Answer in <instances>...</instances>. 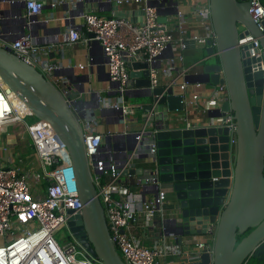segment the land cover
Returning a JSON list of instances; mask_svg holds the SVG:
<instances>
[{"label": "built area", "instance_id": "obj_1", "mask_svg": "<svg viewBox=\"0 0 264 264\" xmlns=\"http://www.w3.org/2000/svg\"><path fill=\"white\" fill-rule=\"evenodd\" d=\"M18 1L25 2L23 15L29 18L40 16L48 3V0H0V6ZM192 1L196 5L198 20L208 34L206 38L209 48L215 49L212 54L218 56L208 0ZM79 2H83L84 6L94 4L98 10H87L83 6L81 13L73 16L81 18L82 22L70 25L65 40L75 44L84 33L90 35V40L100 44L110 80L117 83V98L110 100L99 94L97 103L103 109L111 110L104 118L110 123L122 125L123 131L109 129L104 133L100 130L101 117L71 94L67 80L57 78L59 66L43 56L31 32L20 31L13 40L1 41L0 44L9 47L18 57L38 68L60 90L80 124L89 169L104 207L111 239L126 264H162L168 256H172V259L166 264H178L189 257L192 251L193 258L200 257L204 251L212 253L215 230L212 225L207 233L212 236L210 244L206 236L191 241V252L165 243L154 246L144 244L138 228L157 226V215L164 216L166 211L167 191L155 168L148 176H138L136 182L128 180L130 175L122 176L124 169L137 168L136 161L140 155L148 154L155 160L157 154L155 132L148 133L145 125L135 117L141 111V106L133 104L130 96L139 94L145 88L130 86L131 68L128 64L146 61L149 64L150 87L154 88L161 84L163 75L173 77L172 72L179 70L175 65L177 58L171 53L173 46L178 43L184 49L189 43L201 40V35H188V21L176 0H51L49 4L52 7L64 4L76 8ZM102 3L113 4L117 9L143 13L134 15L137 19L135 21L116 16L114 11L106 15L100 12ZM3 12L4 9L0 7L2 19L5 16ZM250 13L264 31V5L261 0H252ZM163 14H168L166 22L160 21ZM18 18L19 15L13 14L7 19ZM239 45L241 48L247 46L250 57L260 59L253 64V69L264 70L263 48L259 39L245 30L239 38ZM167 55L170 56L167 58ZM165 58L167 61L163 63ZM178 59L183 61L184 55L179 54ZM79 67L84 68L85 65L79 64ZM185 73L186 70L165 84L179 86L185 91L188 82H179L181 77L185 78ZM3 85L0 77V130L10 125L23 127L22 133L33 148L41 170L38 176L44 180L45 188L41 192L32 183L29 174L20 166L12 164V155L1 157L0 264H102L75 239L68 227V220L81 212L83 203L65 143L48 121L36 118L21 100L20 103L10 99ZM219 91V99H227L225 84L219 85ZM197 98L198 95H193L192 100H185L186 106L196 102ZM224 122L232 133L236 131L232 111L227 112ZM138 124L143 127L135 131ZM126 136H134L133 141L129 143L123 138ZM107 137L110 140L105 145L104 139ZM119 137H122L121 143H116L115 139ZM235 141L232 136V142ZM4 150L7 152L6 148ZM140 216H143L142 225ZM64 228L66 231L62 233Z\"/></svg>", "mask_w": 264, "mask_h": 264}, {"label": "water", "instance_id": "obj_2", "mask_svg": "<svg viewBox=\"0 0 264 264\" xmlns=\"http://www.w3.org/2000/svg\"><path fill=\"white\" fill-rule=\"evenodd\" d=\"M251 4L252 0H208L218 61L203 65L200 72L185 76L184 81L225 84L228 96L224 101L216 97L205 114L182 117L180 114L187 109L186 90L165 83L151 88L149 64L143 60L128 64L130 86L145 88L131 97L147 98L146 102L133 103L141 106L135 117L148 133L155 132L154 168L170 194L162 235L167 240L174 236L176 243L183 244L185 238L205 235L211 225L215 228L212 253L204 251L193 258V251L188 248L191 254L178 264H246L250 259L264 263V70L253 69L260 59L250 57L247 46L239 45L243 31L251 32L260 41L264 59V31L250 13ZM17 5L20 10L14 14L20 16L16 22L22 21V32L28 29L37 36L32 29L48 26L49 21L38 22V17L23 15L24 1H18ZM83 6V2L77 3L70 11L71 17L79 15ZM100 11H114L116 16L132 21L137 20L134 15L143 13L117 9L109 3H102ZM3 14L2 32L10 16L7 11ZM167 15L163 14L160 21L166 22ZM2 32L0 42L7 40ZM209 50L215 52L213 48ZM0 77L6 93H13L36 118L48 121L67 147L83 203L81 212L68 220L72 235L102 264H126L111 239L89 169L80 124L60 90L38 68L1 44ZM94 107L101 105L96 103ZM229 111L236 120L234 133L224 122ZM143 172L139 167L124 169L122 176ZM192 244L188 243V247Z\"/></svg>", "mask_w": 264, "mask_h": 264}, {"label": "crops", "instance_id": "obj_3", "mask_svg": "<svg viewBox=\"0 0 264 264\" xmlns=\"http://www.w3.org/2000/svg\"><path fill=\"white\" fill-rule=\"evenodd\" d=\"M179 5L181 11L185 13V17L188 21V35L192 34H200L202 39L197 42L189 43L184 49H182L178 43H176L172 48L171 53L177 58L175 65L179 69L178 71L174 70L172 72L173 77L162 76L161 83L169 82V80L184 70H186L187 75H194L200 72L203 69V65L205 64H214L218 61V56L212 54L209 50V41L206 38L207 32L205 28L202 26V23L198 20V15L195 12V3L192 0H176ZM206 1V0H202ZM51 0H48L47 5L43 13L38 16V22L49 21L48 26L39 27L32 29L38 33L37 36H34L36 44L40 47V51L45 58H48L53 63L59 66V70L57 72V78H62L67 80V85L71 90V94L73 96H77L79 100H82L85 105L90 107L98 116L101 117V127L100 130L106 133L109 129L112 131H123V126L117 124V122L110 123L107 121L105 116L109 115L111 112L110 109L96 108L94 105L97 103V96L100 94L101 97L107 98L110 100H116L117 93L115 90L116 85L110 80L108 75L105 63L104 56L101 49L100 44L97 41L90 40V35L82 33V39L75 43L69 44L65 40V33L69 30L70 25L72 23L80 24L82 21L79 17H71L70 9L68 5L60 4L56 7H52L49 3ZM66 6V7H65ZM2 9L7 11L10 15H13L16 12H19L20 8L16 4L4 3L0 6ZM84 8H95L94 4H87ZM7 9V10H6ZM69 10V11H68ZM79 10V9H78ZM106 15L112 14L111 12L100 11ZM70 14V15H69ZM64 16L70 17L69 19H63ZM41 19V20H40ZM75 19V22H71ZM17 20V19H16ZM15 19L8 20L6 26L4 25V33L3 35L7 38V40H13L16 37V34L20 31H23L22 21L20 23L16 22ZM67 20V21H66ZM175 19H173V22ZM65 23V24H64ZM60 28L61 31L57 30ZM7 30V31H6ZM27 32L30 30L27 29ZM181 49V50H180ZM184 55V60L181 61L178 59L179 53ZM181 51V52H180ZM178 53V54H177ZM170 55H167L168 58ZM167 58L163 60V63H166ZM79 64L85 65L84 68H80ZM182 80H179L180 83H183L184 77H181ZM203 84V85H202ZM181 91V88L177 86ZM215 90V91H214ZM187 98L186 100H192L193 95H198L196 102L190 103L187 106L185 112H182L180 115L182 117L187 116L188 118H192V116H197L199 114H203L207 109L210 108L212 102L216 100V97L219 98L221 93L219 91V86L213 84L212 82H202V81H188V86L186 87ZM134 96V95H132ZM131 97V96H130ZM136 98V97H131ZM198 101V102H197ZM198 103V104H197ZM198 106V107H197ZM202 107V108H201ZM200 108V109H199ZM106 115H103V110ZM116 110V109H115ZM114 110V111H115ZM188 112V114L186 113ZM117 113V112H116ZM205 114V113H204ZM143 126L141 124L136 125L135 131L137 129H141ZM20 132L21 131V127ZM114 129V130H113ZM16 131V130H15ZM134 136H126L123 137L129 143L133 141ZM120 138H116V143H121ZM25 140V142H24ZM12 141V143H29L28 139L25 137L22 138L16 134V132H12L11 138L8 142ZM7 142V143H8ZM108 141L106 138L104 139V144L106 145ZM5 143V142H2ZM149 157L148 154L146 156L140 155V158L144 159ZM37 160V159H36ZM38 163V162H37ZM38 167L40 168L39 164ZM139 167V166H137ZM142 168V167H139ZM145 171L142 173L144 174ZM36 174V173H33ZM139 175H134L128 177V180L136 182L138 180ZM127 179V178H125ZM170 194L167 192V202H169ZM163 216L157 215L156 217V227H139L138 234L141 237V240L144 244L148 246L161 245L163 243L168 246H178L184 251H187L188 243H192L191 241H196L203 238L205 235L208 243L210 244V240L212 236L210 234H205L201 236H196L193 238H185L183 244H178L175 241V237H171L169 240H166L162 237V230L166 228L165 224L162 223ZM141 225L143 216H140ZM161 219V221H160ZM163 225V226H162ZM165 226V227H164ZM192 239V240H191ZM195 239V240H194ZM172 259V256H168L165 260L162 261V264H166ZM246 264H264L259 262L257 259H250Z\"/></svg>", "mask_w": 264, "mask_h": 264}, {"label": "rangeland", "instance_id": "obj_4", "mask_svg": "<svg viewBox=\"0 0 264 264\" xmlns=\"http://www.w3.org/2000/svg\"><path fill=\"white\" fill-rule=\"evenodd\" d=\"M131 100H132V103H142V102H146L147 98L136 97ZM12 128L16 130L14 132H16L18 136L22 138L25 137L24 133H21L20 129H17L18 127H16L15 125H10L4 129H1L0 130V159L1 157H4V156L9 157L12 155L11 156L12 164L20 166L25 171V173L29 174L30 175L29 177L31 178L32 183H34L37 187H39L40 191L43 192L45 188V182L41 177H39L41 175V170L38 167V163H37L36 157L34 156L33 149L31 146H29L31 149L27 150L26 152H23L22 149L18 148L19 143H12V141L8 142L9 139L11 138ZM2 142H5V143H2ZM4 148L7 149V152H5ZM29 157L31 158L30 161H24L25 159L23 158L29 159ZM33 173H36V174H33ZM65 231H66V228L62 229V233ZM58 238L60 239L59 236Z\"/></svg>", "mask_w": 264, "mask_h": 264}, {"label": "trees", "instance_id": "obj_5", "mask_svg": "<svg viewBox=\"0 0 264 264\" xmlns=\"http://www.w3.org/2000/svg\"><path fill=\"white\" fill-rule=\"evenodd\" d=\"M261 1H262L263 5H264V0H261ZM19 126L21 127V131H22V128L23 127L21 125H16V127H18L17 129H20ZM14 131H15V129L12 128V132H14ZM23 146H25V147H23ZM29 146H31V145H29V143H27V144L26 143H19V147L18 148L19 149H22L23 152H26L27 150H30L31 149ZM23 159H25L24 161H30L31 160L30 157H29V159L28 158H23ZM136 165L139 166V167H142L143 168V171H145L144 174H140L139 175L140 177H143V176L145 177V176L150 175L151 172H152V170H153V168L155 167L154 160L152 159L151 156H149L147 158L144 157V159L143 158L138 159L136 161ZM132 186L135 189H137V186L135 184H132ZM246 234H248V232L245 233L244 235H241L240 239L242 237H244Z\"/></svg>", "mask_w": 264, "mask_h": 264}, {"label": "bare ground", "instance_id": "obj_6", "mask_svg": "<svg viewBox=\"0 0 264 264\" xmlns=\"http://www.w3.org/2000/svg\"><path fill=\"white\" fill-rule=\"evenodd\" d=\"M66 7V6H65ZM7 10V9H6ZM5 11V10H4ZM69 11V10H68ZM184 11V10H183ZM70 15V14H69ZM39 19V18H38ZM41 20V19H40ZM67 21V20H66ZM65 24V23H64ZM173 49H175V47L173 48ZM181 50V49H180ZM178 52V51H177ZM181 52V51H180ZM179 53V52H178ZM177 53V54H178ZM180 54V53H179ZM175 55V54H174ZM174 75V74H173ZM180 80H182V79H180ZM203 85V84H202ZM4 87H6V85L4 84L3 85ZM116 89V88H115ZM215 91V90H214ZM9 95V98L10 99H12V100H15V101H19L20 102V99H18L13 93H9L8 94ZM19 102H18V104H19ZM198 102V101H197ZM21 103V102H20ZM23 104V103H22ZM198 104V103H197ZM198 107V106H197ZM202 108V107H201ZM200 109V108H199ZM109 113H111V112H109ZM187 114H188V112H186ZM114 130V129H113ZM25 135V134H24ZM38 162V161H37ZM39 164V163H38ZM160 221H161V219H160ZM163 226V225H162ZM165 227V226H164ZM206 236V235H205ZM206 237H208V236H206Z\"/></svg>", "mask_w": 264, "mask_h": 264}]
</instances>
